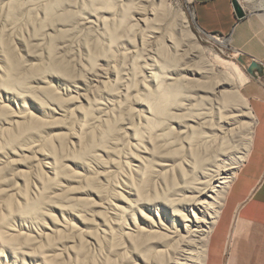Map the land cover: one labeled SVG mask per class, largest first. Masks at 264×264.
I'll return each instance as SVG.
<instances>
[{"label": "rangeland", "instance_id": "rangeland-1", "mask_svg": "<svg viewBox=\"0 0 264 264\" xmlns=\"http://www.w3.org/2000/svg\"><path fill=\"white\" fill-rule=\"evenodd\" d=\"M54 1L58 6L47 13L46 7ZM260 1L238 2L246 14L264 18V11L258 10ZM120 2L118 6L137 4L144 22L137 27L139 31L125 32L123 44L110 48L101 27L105 21L108 27H117L120 6L107 13L97 0H0V68L18 67L38 92L52 88L64 100L73 95L77 100L66 115L42 119L41 137L34 140L38 142L22 147V139L36 133L24 126L34 118L41 119L40 114L35 107L19 108L0 93V217L8 216L9 206L16 215L24 196L36 200L42 182L54 178L45 155L71 172L62 175L58 171V188L46 196L55 221L47 218L44 227L33 231L42 234L37 240L49 234V245L58 246L60 255H50L45 246L29 257L32 259L26 258L27 264H42L44 258L54 264H173L178 245L171 243V217L154 201L181 186L197 160H224L231 184L241 157H246L253 125L247 89L255 82L246 71L248 60L230 39L221 40L228 44L219 43L198 27L193 0ZM52 55L56 64L66 66V79L73 81L74 88L50 73ZM165 62L175 68L167 79L190 82L181 92L191 99L184 98L189 102L182 110L170 108L171 114L152 117L141 102L153 84L151 73ZM232 64L248 79L239 89L244 99L236 95L237 72ZM95 100L101 102L102 110L93 119H84ZM145 117L153 119L147 123ZM155 121H163L167 128L161 131ZM187 126L201 136H194ZM234 134L239 149L231 141ZM107 135L113 141L110 146L115 144L109 152L101 147ZM47 142L55 145L53 153L45 146ZM91 142L90 150L100 156L101 167L91 164L92 170L96 168L90 172L78 162ZM70 205L76 209H67ZM186 214L193 218V213ZM145 218L161 227L159 232L145 230ZM11 258L0 253V264H21Z\"/></svg>", "mask_w": 264, "mask_h": 264}, {"label": "bare ground", "instance_id": "bare-ground-1", "mask_svg": "<svg viewBox=\"0 0 264 264\" xmlns=\"http://www.w3.org/2000/svg\"><path fill=\"white\" fill-rule=\"evenodd\" d=\"M97 1L99 2V6L102 7L103 10L109 11L107 13H111L112 11L116 10L118 4L121 3L120 0H97ZM245 1L246 4L249 5L250 0H245ZM260 3L261 4L260 6H258L259 7L258 10L264 11V0H261ZM136 5L134 3L132 4L128 3L125 5H123L122 3L119 5L120 8L122 7L123 9H120L122 10V13L120 12L121 13L120 21L117 27L116 26L112 27L111 25H110L111 27H108L107 21H105L104 24L102 25L101 28L103 32V39L105 42H107L108 45L111 46L110 48L116 47L119 44H123L122 42L125 32L138 30L137 27L139 28V24L144 22L143 14L140 13V8H137L139 6ZM57 6H58L57 2L54 1V3L49 4L46 7L45 11L48 13ZM109 17H112V14H110ZM215 40L222 44L229 43V41H221L218 39ZM142 47L145 48V42L142 43ZM144 48H142V50ZM51 57L53 58V64L50 65L51 67L48 68L50 70V73H52L55 76V78L64 80L63 83L65 82L69 87L74 88L75 85L73 81L71 82L70 79H66L67 77L66 66L56 64V56L52 55ZM214 66H218V65L216 64L213 65V67ZM213 67L210 70L213 71ZM232 68L234 71L237 72L238 84L235 88V91L237 93L236 95L239 94L240 98L242 99L243 97L239 93L240 92L239 89L245 84V82L248 81V79L247 77L243 76V74H239V71L234 64H232ZM173 70H175V68L170 65H167V62H165L161 64L160 67H158V70H156V72L151 73L153 84L150 90L149 89L148 91L146 90L147 91L146 96L144 97L143 102H141V105L146 109V112L152 117L155 114L163 115V116L171 114L169 111L170 108L182 110L188 105L189 101L186 99H191L190 95H186L185 93L181 92L186 88V85L190 84L188 80L183 82L180 81L178 82L175 77H174L175 79L166 78V75ZM210 70L208 71L210 72ZM48 72L49 71H47V73ZM205 72L206 71H204V73ZM93 74H94L93 77H96L97 72ZM151 75H149L150 78ZM116 80L117 79H115V82ZM166 80L170 82L167 83ZM43 90L44 91L42 92H38V90L35 89V87L28 80V78L22 76L18 67L5 66L3 69L0 68V93H2V95H4L7 99H10L11 101L15 102L19 108L26 110L28 108L35 107L36 110H38V113L40 114L39 117L41 119L34 118L28 123V125L26 126L23 125L24 127H27L29 129L34 128L36 130V133L33 135L25 136L22 139V144H21L22 147L28 145L32 141L33 143L38 142L34 140L36 138L39 139L41 137V130L43 124L42 119L49 118L54 115L64 116V114L66 115L67 111L69 110V106L73 102L74 104L77 102V100H74L75 99L74 95H73L74 97L71 96V98H69L68 100H64L59 95L60 93L58 94L52 88H45ZM41 93H43L44 95H42ZM89 106L90 107L88 110L90 111V114L88 115L89 112L87 113L85 112L83 114L84 115L83 118L85 117L88 118L89 120L90 118L93 119V114L99 112L100 110H102L101 108H103L101 107V102L96 100L93 103H90ZM79 107H81L80 109L82 110L83 106H78L77 108ZM77 108L76 110H78ZM79 113L81 114L82 112ZM204 114L205 113L201 112V115ZM132 117L133 116L131 115V118ZM243 117H245V115H243ZM152 119L153 118L149 119L145 117L147 123H149ZM154 124H156L157 125L156 128L159 127L161 131H164V129L167 128V126H165V123L163 121H155ZM186 128H188V130L192 129V133L194 136L196 137L201 136V133L198 132L196 129H194L192 126H187ZM110 138L111 136L107 135V137H105L104 141L101 144V147L105 152H109L110 150L108 151V149H111V146H115L114 143H113L114 145L110 146L112 141V139ZM55 139L57 140V142L62 141L61 140L62 138L60 140L57 138ZM238 139L239 138L237 135L235 134L232 135L231 141L233 142V144L237 145L236 149H239L238 146L240 145ZM53 141L54 140H51L52 144ZM48 143L49 142H47L45 146L47 145L49 148V152L53 153V149L51 150V148H53L55 145H50L51 143L49 144ZM61 143L64 144V142ZM81 144L82 143H80V145ZM92 146H93V142H91V144L89 145L88 152L85 150L84 154L80 157L78 162L82 166V168L90 172L92 170L91 164H95L96 166L101 167V164L99 163L100 156H98V154L95 151L90 150ZM113 150L115 149L112 148V151ZM88 153H89V159L87 158ZM241 154H243V152ZM45 156L48 158V160H50L46 163L52 166L51 173L52 175H54L53 176L54 178L50 179L46 183L44 182H42V184L40 183L41 187L40 186L39 187L41 188V194L37 199L35 198L36 200L30 201L26 196H24V198H22V206H21L22 208H20L19 210L17 209L16 215H14L15 212H13L12 207L9 206L6 209L8 216L0 217V247H1L0 253L2 255L4 253L10 254V256L13 258L15 262L18 263V261H20L21 264H27L26 263L27 261H25L26 258H29L31 256L33 257L35 251L44 248L45 246L48 247L47 250L50 255H53L54 257H59L60 255L59 253H57L59 250L58 246L55 247L54 245H49L50 243L49 234L46 233L47 234L46 238L44 235L45 239L43 240L45 242L39 239L38 242L37 238L38 236L41 238L42 234L38 235L37 232H33V231L35 230V228H39L42 226L44 227L47 218H50L52 221H55V218L50 213L51 201L46 200V196L49 194V192H51L52 190H56V188H58L57 186L59 182L57 181V176L59 174L67 175L70 174L71 172H65L64 170L65 168H63L59 163H57L55 160H51V158H49V155H45ZM222 156H224V154H222ZM241 159L242 160L240 162L244 160V157H241ZM95 168L96 167H94V169ZM229 169L230 168H228L224 164V160H221L220 163H216V160L211 161V158H206L202 162L197 160L196 163L194 164V169L192 171V174L183 178L184 181H182L181 186L175 189L172 188V191L169 195L164 196L160 200L154 201L155 204H159L160 206H162V209L166 210V212L171 217V227L173 229V231L170 232L171 234L170 236L172 239L171 243L178 245V249L173 259V264H205L208 238L212 226L215 222L216 216L218 214V211L220 210L219 208L222 203L225 191L230 185L229 180L231 179V176H228L227 174ZM74 176H76V174H74ZM87 182L90 188H94L90 180H87ZM68 195L67 198L70 196ZM69 198L71 199L74 198V195L70 196ZM74 200H80V199L74 198ZM83 203L87 205V203L85 202ZM142 203H146V202H142ZM145 205H149V204H145ZM66 208L70 210L76 209V207H74L73 205L67 206ZM186 212L193 213V218L191 216L189 217V215H187ZM145 220H146L145 230H149L152 232H159L160 230L159 228L161 227H156L152 224H149L148 218H145ZM103 222L105 228L106 227L108 228L105 218ZM17 228H20L19 231ZM23 230H27L28 233H26L27 231L24 232ZM40 241H42L44 244ZM41 263L54 264L53 260H47L45 258L41 260Z\"/></svg>", "mask_w": 264, "mask_h": 264}, {"label": "crops", "instance_id": "crops-1", "mask_svg": "<svg viewBox=\"0 0 264 264\" xmlns=\"http://www.w3.org/2000/svg\"><path fill=\"white\" fill-rule=\"evenodd\" d=\"M193 7L204 33L230 39L248 63L262 67L247 89L253 116L248 151L225 191L205 264H264V18L246 14L238 19L232 0H193Z\"/></svg>", "mask_w": 264, "mask_h": 264}, {"label": "water", "instance_id": "water-1", "mask_svg": "<svg viewBox=\"0 0 264 264\" xmlns=\"http://www.w3.org/2000/svg\"><path fill=\"white\" fill-rule=\"evenodd\" d=\"M232 7H233V9H234V11H235V14H236V17H237L238 19H243V18H245L246 13H245L244 9L241 7V5L239 4V2H238L237 0H232ZM242 57H244V56L242 55ZM239 61H240L242 64H245L244 61H242V59H239ZM246 71H247V74H248L249 76H251V77H255V75H256L257 73H261V72H262V67H261V65H260L258 62L252 60V61L248 64V66H247V70H246Z\"/></svg>", "mask_w": 264, "mask_h": 264}, {"label": "built area", "instance_id": "built-area-1", "mask_svg": "<svg viewBox=\"0 0 264 264\" xmlns=\"http://www.w3.org/2000/svg\"><path fill=\"white\" fill-rule=\"evenodd\" d=\"M205 34H207V33H205ZM210 37H212V38H215V39H220V40H222V39H225V37H223V36H219V35H215V34H208Z\"/></svg>", "mask_w": 264, "mask_h": 264}]
</instances>
